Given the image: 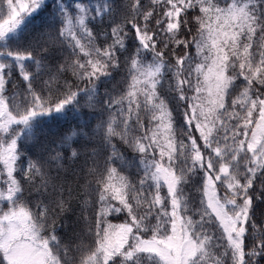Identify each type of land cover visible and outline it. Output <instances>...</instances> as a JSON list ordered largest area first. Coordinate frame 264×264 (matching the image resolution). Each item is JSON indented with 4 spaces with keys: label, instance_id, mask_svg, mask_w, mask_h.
<instances>
[{
    "label": "snow or ice",
    "instance_id": "1",
    "mask_svg": "<svg viewBox=\"0 0 264 264\" xmlns=\"http://www.w3.org/2000/svg\"><path fill=\"white\" fill-rule=\"evenodd\" d=\"M48 7L0 0V264H264V0H53L13 44ZM120 72L79 149L73 129L30 151L45 117L79 114Z\"/></svg>",
    "mask_w": 264,
    "mask_h": 264
},
{
    "label": "trees",
    "instance_id": "2",
    "mask_svg": "<svg viewBox=\"0 0 264 264\" xmlns=\"http://www.w3.org/2000/svg\"><path fill=\"white\" fill-rule=\"evenodd\" d=\"M68 4L71 5L72 11H75V4L77 2H83V3H89L96 4L99 2H102V0H67ZM122 2V0H121ZM53 11V0H49V7L47 12L38 15L35 20L33 21L32 25L21 34V37L19 41H13V44L19 43L23 44L27 42L31 36L37 31L44 22L49 20L48 12ZM54 34V33H53ZM34 67V66H33ZM124 76V72L120 73H114V79L111 83H108L106 85H101L98 88V97H94L92 101H88L87 99H81V105L79 109V114H73L69 113L67 115L66 119H60V120H51L49 121V118L45 117L44 122L38 132L34 133L31 139L27 141L28 147L30 151H34L37 154H41V147L42 146H54L55 144L59 143L65 135H69L71 130L75 129L77 135L72 137L69 143H71L72 147L79 149L80 145L77 143V141H81V136L79 135L81 128V125H84L87 123L89 125L88 128H85L84 131H87L89 133L92 132V130L97 128V125L101 123L102 119H107V116H102L101 113L98 110H93L89 108L87 105L89 103H95L97 99L103 98L105 92H119L123 88L122 84V77ZM68 77L70 79H74L71 77V73H68ZM46 79V77H45ZM99 108V105H97ZM116 143L117 147L120 149V151L128 158L129 161H132L130 163L128 170L125 172V174H130L131 172L135 171V165L133 158L135 157V153H132L130 150L127 149L125 145L120 143L118 139H114L113 141ZM90 144L95 146L100 150L101 158L106 156L108 154L107 149H104L102 147V141L100 139H94L89 141ZM70 155V151L68 153ZM89 155V154H86ZM86 156H81L79 158V163L74 164V167L78 171V179L73 177L75 183L74 187L77 189V191L80 193V197H82L84 189L81 187L83 184L86 183V169L83 171H80L82 168L84 162H85ZM54 163V162H53ZM89 163H91V160L89 159ZM51 172L53 175L56 174L55 167L51 168ZM192 195H198L195 192L191 193ZM78 197V199L80 198ZM72 206L74 208L73 213L68 214V218H66L63 227L61 228V234L64 236L66 242H70L72 240L76 239V234L80 231V227L77 225V217L80 216V205H78L77 200L72 201ZM255 211H256V218L259 220L262 217H264V203H261L257 201L255 203ZM112 219L113 223L121 222L118 218Z\"/></svg>",
    "mask_w": 264,
    "mask_h": 264
}]
</instances>
